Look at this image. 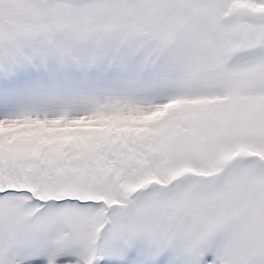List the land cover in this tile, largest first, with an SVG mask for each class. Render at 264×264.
I'll return each mask as SVG.
<instances>
[{"label": "snow or ice", "instance_id": "1", "mask_svg": "<svg viewBox=\"0 0 264 264\" xmlns=\"http://www.w3.org/2000/svg\"><path fill=\"white\" fill-rule=\"evenodd\" d=\"M0 264H264V0H0Z\"/></svg>", "mask_w": 264, "mask_h": 264}]
</instances>
